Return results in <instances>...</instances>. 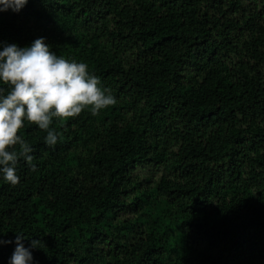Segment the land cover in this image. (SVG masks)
Instances as JSON below:
<instances>
[{
	"label": "trees",
	"instance_id": "obj_1",
	"mask_svg": "<svg viewBox=\"0 0 264 264\" xmlns=\"http://www.w3.org/2000/svg\"><path fill=\"white\" fill-rule=\"evenodd\" d=\"M85 62L116 103L54 118L0 179V264H264V0H28L0 42Z\"/></svg>",
	"mask_w": 264,
	"mask_h": 264
},
{
	"label": "clouds",
	"instance_id": "obj_2",
	"mask_svg": "<svg viewBox=\"0 0 264 264\" xmlns=\"http://www.w3.org/2000/svg\"><path fill=\"white\" fill-rule=\"evenodd\" d=\"M27 3L0 0V11L17 12ZM45 40L37 37L25 46L0 42V179L13 186L21 180L20 159L34 167L33 145L20 134L26 123L43 130L44 143L54 147L60 135L54 118L76 117L84 109L96 115L116 103L85 62L58 55ZM17 233L8 264H33L30 249L40 248L39 239L25 247L24 234ZM9 242L0 238V244Z\"/></svg>",
	"mask_w": 264,
	"mask_h": 264
}]
</instances>
